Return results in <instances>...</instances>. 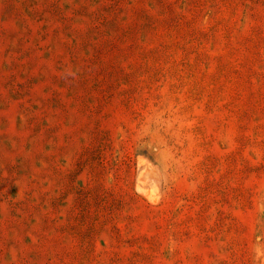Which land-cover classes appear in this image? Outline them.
Instances as JSON below:
<instances>
[{
	"label": "rangeland",
	"instance_id": "1",
	"mask_svg": "<svg viewBox=\"0 0 264 264\" xmlns=\"http://www.w3.org/2000/svg\"><path fill=\"white\" fill-rule=\"evenodd\" d=\"M0 264H264V0H0Z\"/></svg>",
	"mask_w": 264,
	"mask_h": 264
}]
</instances>
